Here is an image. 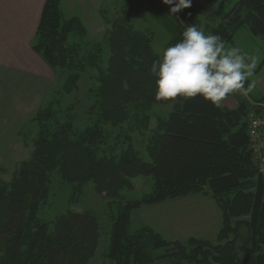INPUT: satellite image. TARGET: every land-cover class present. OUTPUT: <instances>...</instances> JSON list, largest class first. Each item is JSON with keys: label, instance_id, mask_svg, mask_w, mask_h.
<instances>
[{"label": "trees", "instance_id": "1", "mask_svg": "<svg viewBox=\"0 0 264 264\" xmlns=\"http://www.w3.org/2000/svg\"><path fill=\"white\" fill-rule=\"evenodd\" d=\"M124 3L122 17L106 31L110 56L99 78L100 119L117 127L129 119V106L170 104L167 120L146 149L151 162L141 161L130 148L117 160L98 158V129L73 134L70 123L57 125L50 135L43 129L30 159L21 163L8 186L0 185V264H87L94 256L99 235L93 214L66 212L55 219L52 230L37 218L49 195L52 171L78 193L92 182L96 194L118 200L107 256L112 264H149L157 250L163 255L156 259H165V264H264V180L249 150L244 102L234 109L222 106L237 93L218 106L199 96L158 101L150 70L159 56L152 52L149 38L128 22V15L145 5L170 34L167 47L182 38L181 20L185 26L199 27L201 5L192 0L191 7L175 17L157 0ZM243 28L264 39V0H237L210 34H219L226 44ZM71 34L81 38L86 32L78 19L64 18L60 0H45L31 48L51 70L66 71L67 81L75 82L79 76L73 70L91 67L92 58H78L77 45L67 43ZM38 115L56 120V109L48 106ZM138 176L152 178L151 193L121 202L120 192L131 188ZM191 195L209 196L220 210L222 228L215 243L194 238L167 242L147 227L127 234L133 211Z\"/></svg>", "mask_w": 264, "mask_h": 264}, {"label": "rangeland", "instance_id": "2", "mask_svg": "<svg viewBox=\"0 0 264 264\" xmlns=\"http://www.w3.org/2000/svg\"><path fill=\"white\" fill-rule=\"evenodd\" d=\"M195 1L202 7L198 14L199 28L205 34H210V31L221 23V16L230 11L237 0H217L213 5L205 0ZM124 2L125 0L82 1L78 8L80 16L82 17L84 8L95 5L98 6L96 14L99 18L94 20L92 17L84 22V37L80 38L76 34L68 37V44L77 45L79 59L86 61L92 58L91 67L73 70V73L79 76L75 82L67 81V72L63 70H52L54 80L50 81L49 78L38 80L40 83L36 81V89L31 88L30 80L24 81L35 92L34 98L27 99L28 104L22 107L19 103L12 104L13 91L8 90L7 84L0 81V185L8 186L21 163L30 159L33 142L43 129L50 135L57 125L66 123L71 124L73 134L98 129L100 136L94 146L98 158L117 160L130 148L137 153L141 161L151 162L146 149L150 139L160 131L161 123L167 120L172 109L170 104L129 106V119L117 127H111L100 119L99 78L101 74L106 73L110 56L105 39L106 31L116 19L122 17L126 6ZM157 2L169 12L170 6L165 5L162 0ZM128 5L127 11L130 6L132 8V4ZM128 16L131 28L147 36L152 52L159 56L170 41V34L157 23L145 5ZM174 16L176 17L175 14ZM86 18L87 16L84 19ZM181 22L186 25L183 20ZM94 44H97L98 48H94ZM234 46L240 47L255 58L254 75L245 85L247 87V83L254 82L255 87L247 97L237 93L230 101L224 102L223 107L227 108L226 106L232 103L235 108L237 103L243 101L248 121L256 111L264 114V39L243 28L234 35L230 43L225 44L226 48ZM48 106L56 109V120L45 121L43 117L37 116ZM131 186L120 192L121 202L138 201L144 194L151 193L153 180L150 176H138L131 180ZM48 188V198L39 207L37 218L48 225V230H52L55 219L66 212L93 214L98 225V246L87 264H112L107 256L112 218L117 214L118 200L112 201L104 195L96 194L92 182L85 183L78 193L73 185L61 180L57 171L49 174ZM180 216H185V219L180 220ZM142 227L151 229L167 242L185 243L189 238H194L215 243L222 228V217L209 196L191 195L158 205L142 206L133 211L130 214L127 234L132 235ZM161 255V250L153 252L149 264H165V259H156Z\"/></svg>", "mask_w": 264, "mask_h": 264}, {"label": "clouds", "instance_id": "3", "mask_svg": "<svg viewBox=\"0 0 264 264\" xmlns=\"http://www.w3.org/2000/svg\"><path fill=\"white\" fill-rule=\"evenodd\" d=\"M162 2L170 6L171 16L192 4V0ZM183 27L182 38L162 49L152 63L158 101L199 96L218 106L230 94L247 97L254 90V82L245 86L256 68L252 55L240 47L226 48L219 34H205L195 24Z\"/></svg>", "mask_w": 264, "mask_h": 264}, {"label": "crops", "instance_id": "4", "mask_svg": "<svg viewBox=\"0 0 264 264\" xmlns=\"http://www.w3.org/2000/svg\"><path fill=\"white\" fill-rule=\"evenodd\" d=\"M82 1L60 0V8L65 19L76 18L85 26L84 22L90 18H99L96 14L98 6H87L81 17L78 8ZM44 3L45 0H0V81L13 91L12 104L19 103L22 107L28 104L27 99L34 98L35 91L31 88L36 89L38 80L55 78L52 70L31 48ZM28 80L31 88L24 82ZM230 99L232 97L224 102ZM226 107L233 109L234 105L231 103ZM184 219L185 216H180V220Z\"/></svg>", "mask_w": 264, "mask_h": 264}, {"label": "built area", "instance_id": "5", "mask_svg": "<svg viewBox=\"0 0 264 264\" xmlns=\"http://www.w3.org/2000/svg\"><path fill=\"white\" fill-rule=\"evenodd\" d=\"M247 134L254 166L264 179V116L253 117L249 120Z\"/></svg>", "mask_w": 264, "mask_h": 264}]
</instances>
